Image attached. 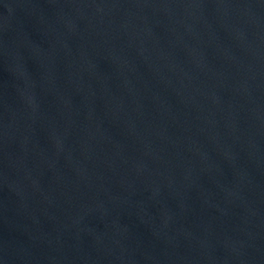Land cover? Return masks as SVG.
<instances>
[{
  "label": "water",
  "instance_id": "water-1",
  "mask_svg": "<svg viewBox=\"0 0 264 264\" xmlns=\"http://www.w3.org/2000/svg\"><path fill=\"white\" fill-rule=\"evenodd\" d=\"M0 264H264V0H0Z\"/></svg>",
  "mask_w": 264,
  "mask_h": 264
}]
</instances>
